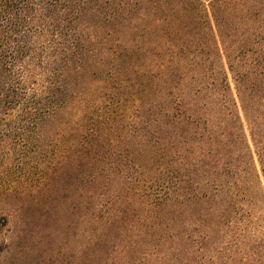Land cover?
<instances>
[{"label":"trees","instance_id":"1","mask_svg":"<svg viewBox=\"0 0 264 264\" xmlns=\"http://www.w3.org/2000/svg\"><path fill=\"white\" fill-rule=\"evenodd\" d=\"M4 151L60 162L38 185L76 190L79 264H224L240 230L264 264V0H0ZM29 197L0 264L34 249Z\"/></svg>","mask_w":264,"mask_h":264},{"label":"rangeland","instance_id":"2","mask_svg":"<svg viewBox=\"0 0 264 264\" xmlns=\"http://www.w3.org/2000/svg\"><path fill=\"white\" fill-rule=\"evenodd\" d=\"M62 132L63 129L60 125L43 128L41 130L42 149L49 152L56 149L53 151L59 152V148H65L67 142L66 137L61 134ZM59 165L60 162L56 158L46 156L41 159L39 165H36L38 168H35L31 161L20 164L14 159L13 154L10 155L7 151L0 152V232L7 227L3 225L5 216L1 214L2 209L9 208L19 202L18 193L29 194V199L34 198L33 206L29 205V208L25 211L29 219L34 220L28 225L26 236L27 241L34 244V249L26 254L16 252L14 256L8 259L9 264H37V262L42 264H79L82 237L80 235L76 190L71 193L69 190L62 188L60 183L55 194V200L49 203L46 198H43L44 193L40 189H44V187L38 185L43 178ZM45 191L49 192L48 190ZM36 198L42 199L43 203L38 200L41 211L35 209L34 201ZM32 219L30 220L32 221ZM178 225L179 223H176V228ZM180 227L181 225L178 228ZM240 227L245 228V223L241 222ZM240 231H237L240 235L231 236L224 243V247L228 250V256L224 264H259V261H257L259 255H256L258 248H255L256 243L260 240L257 232L252 230ZM204 251H206L207 256L202 258L201 261L207 264L208 257L210 255L214 256V251H207V249ZM168 252L171 253L174 250L168 249ZM245 252L250 255L248 263L246 262L247 258L244 257ZM184 256L182 252L179 253L181 260H184ZM151 261V259L148 260L146 264H151Z\"/></svg>","mask_w":264,"mask_h":264}]
</instances>
